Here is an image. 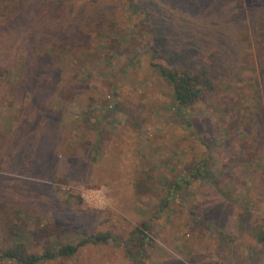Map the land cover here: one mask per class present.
I'll return each instance as SVG.
<instances>
[{
	"label": "rangeland",
	"instance_id": "rangeland-1",
	"mask_svg": "<svg viewBox=\"0 0 264 264\" xmlns=\"http://www.w3.org/2000/svg\"><path fill=\"white\" fill-rule=\"evenodd\" d=\"M51 2L40 48L36 0H0L2 237L33 254L112 238L41 264H264V1ZM212 55L233 73L178 107L153 64Z\"/></svg>",
	"mask_w": 264,
	"mask_h": 264
},
{
	"label": "trees",
	"instance_id": "trees-1",
	"mask_svg": "<svg viewBox=\"0 0 264 264\" xmlns=\"http://www.w3.org/2000/svg\"><path fill=\"white\" fill-rule=\"evenodd\" d=\"M256 1L263 2L264 0ZM30 20L38 28L35 44L40 48L47 44L46 41L48 39L52 40L56 36L62 24L60 14L52 8L51 0H36V10H33ZM152 52L155 56H159L157 50ZM40 65L37 63L34 68L40 71L38 72L40 75L37 76L39 78V86H42V81H45L46 71ZM233 65L234 60L232 59H219L217 56L212 55L209 65L197 63L185 68L174 67L173 69H166L153 64V67L157 69V73L161 78L170 85L176 105L186 109L193 107L196 103L207 101L216 90V81L233 73ZM147 230L148 227L146 225L136 228V232L132 233L131 241H134L133 243L135 244L139 241L142 242V237L146 238L145 235H142ZM253 238L258 245L264 247V230L256 229L253 233ZM111 240L112 238L108 233L85 236L77 244H68L56 249L46 250L42 254H33L27 250L18 231L11 229L6 240L0 233V261L15 264H41L60 258L73 257L83 247L106 244ZM2 245H5V247Z\"/></svg>",
	"mask_w": 264,
	"mask_h": 264
}]
</instances>
